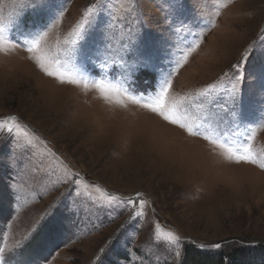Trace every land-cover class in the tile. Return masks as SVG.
<instances>
[{
	"label": "rangeland",
	"instance_id": "374dc122",
	"mask_svg": "<svg viewBox=\"0 0 264 264\" xmlns=\"http://www.w3.org/2000/svg\"><path fill=\"white\" fill-rule=\"evenodd\" d=\"M94 2L52 0L53 17L43 20L27 10L19 26L10 30V38L22 41L34 25L44 23L45 45L56 53ZM123 2L113 0L117 5L113 11L120 14ZM186 3L184 27L172 37L173 59L183 63L175 71V93L193 95L226 82L220 77L231 73V65L252 46L246 79L238 85L247 101L252 83L248 73L264 52V0ZM138 8L147 29L167 26L165 0H138ZM16 11L17 0H0V17L6 22ZM134 17L135 13L128 22L135 24ZM172 23L179 27L178 21ZM183 52H190L186 62ZM27 56L23 48L0 54V120L16 116L14 123L44 140L88 187L80 189L79 212L69 215V185L59 182L63 169L45 145L34 142L25 152L23 147L15 148V133L8 139L0 131V248L5 250L0 264H30L33 259L37 264H93L101 248H106L103 264H184V248L193 246L205 251L239 248L257 256L255 261L264 258V170L227 162L206 141L134 105L106 104L94 88L59 84L44 76ZM88 75L89 80H119L118 68L103 74L99 66L89 65ZM150 84L149 78H141L135 85L137 94L150 91ZM250 130L256 132L254 150L264 154V114ZM35 167L52 174L34 175ZM10 185L16 186L15 193ZM92 185L124 198L143 193V207L140 201L134 207L126 199L109 204ZM133 211L143 215L129 221ZM38 221L41 226L33 231ZM58 221L67 227L50 239L52 225ZM157 225L161 232L179 236V260L176 248L163 239L156 241ZM18 241L23 242L20 247Z\"/></svg>",
	"mask_w": 264,
	"mask_h": 264
},
{
	"label": "snow or ice",
	"instance_id": "6c2138e0",
	"mask_svg": "<svg viewBox=\"0 0 264 264\" xmlns=\"http://www.w3.org/2000/svg\"><path fill=\"white\" fill-rule=\"evenodd\" d=\"M165 2L168 5V10L164 14L167 26L152 31L145 27L143 13L138 8V0H124L119 5L120 14L113 11L117 8L113 0H95L87 6L81 21L70 32V39L65 40L63 47L56 53H52L45 45L47 32L43 29L47 26L44 23L34 25L22 41L12 39L9 35L12 28L19 26V18L27 10L34 12L42 20L51 19L52 0H17L16 13L11 15L7 22L0 17V54L8 55L17 48H23L28 53L27 59L44 76L53 78L59 84L83 87L85 90L89 87L94 88L98 97L106 104L121 108L134 105L166 124L183 130L188 136L206 141L212 151L223 160L236 164H253L264 170V154L254 150L256 132L250 130L251 126L261 119V114H264V52L258 54L262 58L261 62L248 73L252 83L247 101L243 99L238 85L246 79L245 66L250 64L254 54L252 46L245 50L239 62L231 65L233 70L231 73L225 72L220 77L221 81L227 78L226 82L218 86H209L193 95L177 96L173 79L175 71L182 67L183 63L173 59L172 37L178 36L184 27L188 6L186 0ZM134 13L135 24L128 22ZM216 15H219V12ZM172 21H178L179 27ZM186 47L191 48V45ZM189 55L190 52H183V61L186 62ZM89 65L99 66L103 74L110 68H118L119 80L116 83L105 79L89 80ZM144 77L151 80L149 85L151 90L137 94L135 85ZM228 85H231L230 90ZM16 121L17 117L14 115L0 120V131H5L8 139H12L15 133V148L23 147L25 152L34 142L45 145V151L63 169L64 178L59 182L69 185L67 195L72 197L69 215L73 212L78 213L77 198L81 196L80 189L88 187L81 184V174L63 165L59 156L47 148L44 140L29 135L26 127L14 123ZM32 171L34 175L52 174L49 169L41 167H35ZM9 187L14 193L17 191L15 185ZM92 188L106 197L109 204L126 199L134 207L137 201H140V207H143L141 199L143 193H135V199H132L113 196L98 185H92ZM142 215V211H133L128 220L132 221ZM40 226L41 221H38L33 231ZM66 227L64 221L53 224L50 239L60 235ZM123 227L124 225H121V228ZM155 239L158 242L163 239L169 247L176 248L175 254L179 260L182 254L178 248L180 238L177 234L172 231L161 232L157 225ZM22 243L18 241L17 247ZM214 247L218 248L220 245ZM4 251L0 248V254ZM128 251L131 254L133 249ZM105 252L106 248H101L93 264H103L102 257ZM30 264H37V259H33Z\"/></svg>",
	"mask_w": 264,
	"mask_h": 264
},
{
	"label": "trees",
	"instance_id": "16d2710c",
	"mask_svg": "<svg viewBox=\"0 0 264 264\" xmlns=\"http://www.w3.org/2000/svg\"><path fill=\"white\" fill-rule=\"evenodd\" d=\"M256 258L239 248L205 251L193 246L185 247L183 252L184 264H264V258L255 261Z\"/></svg>",
	"mask_w": 264,
	"mask_h": 264
},
{
	"label": "bare ground",
	"instance_id": "6f19581e",
	"mask_svg": "<svg viewBox=\"0 0 264 264\" xmlns=\"http://www.w3.org/2000/svg\"><path fill=\"white\" fill-rule=\"evenodd\" d=\"M150 131H152V130H150ZM155 136H156V135H155ZM155 136H154V137H155ZM164 136H165V135H164ZM166 137H167V136H166ZM166 137H165V138H166ZM155 138H156V137H155ZM157 138H158V137H157ZM165 138H164V139H165ZM156 140H158V139H156ZM155 145H156V144H155ZM186 150H187V149H186ZM189 150H190V148H189ZM194 152H195L196 154H199V152H196V151H194ZM199 155H200V154H199Z\"/></svg>",
	"mask_w": 264,
	"mask_h": 264
}]
</instances>
